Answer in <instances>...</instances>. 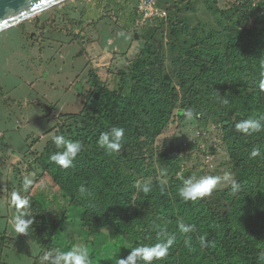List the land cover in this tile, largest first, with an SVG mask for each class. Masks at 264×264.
I'll return each instance as SVG.
<instances>
[{
	"label": "rangeland",
	"instance_id": "374dc122",
	"mask_svg": "<svg viewBox=\"0 0 264 264\" xmlns=\"http://www.w3.org/2000/svg\"><path fill=\"white\" fill-rule=\"evenodd\" d=\"M151 1L157 12L149 16L141 0H69L0 33V264H41L44 251H67L74 244L87 247L92 264H116L132 246L157 242L161 228L173 230L175 222L157 209H140L134 203L160 193L163 209L164 201H176L173 190L192 174L230 173L241 191L231 194L230 183L222 179L210 196L192 202L191 209H204L205 215L187 236L199 242L200 236L223 234L225 223L252 234L264 222V200L259 198L264 158L249 157L253 147L264 149V131L245 135L235 130L239 120L264 113V92L258 88L264 64V0ZM152 63L161 79L143 87L136 77ZM97 77L111 90H123L136 112L124 128L119 158L111 161L123 177H134V186H151L147 194L136 188L132 210L116 212L120 215L109 219L111 225L100 239L82 232L79 207L63 188L82 197L79 190L54 183L43 165L44 158L62 150L52 142L53 135L63 134L91 149L83 144V122L70 115L85 110L82 115L110 125L93 86ZM188 108L199 119L187 120L183 110ZM217 118L228 126L217 124ZM157 122L165 123L160 133ZM29 173L34 183L25 192L22 180ZM250 173L247 186L244 177ZM97 181L87 198L95 197L100 207L97 200L107 197L99 194ZM13 190L42 206L41 213L31 208L35 222L27 235L11 225L16 210L7 204ZM185 238L183 234L182 246L153 264H184ZM212 256L220 264L218 254Z\"/></svg>",
	"mask_w": 264,
	"mask_h": 264
},
{
	"label": "trees",
	"instance_id": "16d2710c",
	"mask_svg": "<svg viewBox=\"0 0 264 264\" xmlns=\"http://www.w3.org/2000/svg\"><path fill=\"white\" fill-rule=\"evenodd\" d=\"M131 1L137 4L139 0ZM257 40L260 42L259 38ZM150 48L153 49V47ZM155 66V63H152L148 66L144 65L141 68L142 77L136 78L138 79V83L143 84V87L150 88L148 85L149 81L161 79V72L157 71ZM124 84L125 82H121V88H123ZM93 86L96 88L98 98L104 105L102 111L104 118L110 125L101 124V118L95 120L94 117L91 118L90 116L86 117L82 115L85 110L81 114L70 115L69 117L77 118L83 122L85 128L83 130L85 134L83 144L90 146L91 149H84L85 145H83L81 153L76 160L73 161V166L69 169L59 168L48 158L43 159V165L46 170L51 171L49 177L54 183L59 184L62 181L65 185H72L76 190H79V187L84 185L88 194L90 188H92L93 185L96 186L95 180L98 178L97 182L101 183L99 184L101 187L99 194H105L107 197V199L97 200L102 205L100 207L96 204L95 197H93V200H90L87 198L88 194L80 197L76 193H68L67 186L63 188V191L66 192V197H69L72 202L79 207L78 215L82 232L89 233L92 237L100 239L102 230L111 225L109 219L120 215V213L118 214L116 212L122 211L128 214L130 210H132V205L134 203L132 202V197L136 192V187L132 184L134 177L132 175L123 177V173L119 169V166L115 165V167L114 163H112L111 157H117V153L107 154L104 149L97 146L96 141L101 132L108 131L113 126L123 128L128 126V119L132 117V115L136 116V112H133V99L124 98L123 90H111L109 87L102 85L98 77L95 78ZM161 93L164 97V93L162 91ZM157 104L158 102L154 103V105ZM215 122L228 126L227 121L219 118L215 119ZM164 126L165 123L157 122L155 125L156 131L160 133ZM71 133L74 134V132ZM243 160L244 159L240 157L239 161L241 163ZM107 161H109V163H107ZM111 165H113L114 168L111 169ZM251 177V173L244 177L248 182L247 186L250 185L252 180ZM123 186H125V188ZM179 188L180 187L174 189L173 193L177 194ZM260 193L262 196L259 198L264 200V192L262 191ZM25 196L29 199V195ZM114 197L116 198L114 199ZM143 198L144 199H140L134 204L140 209L145 207L157 209L162 216L175 222L172 232L176 233V243L171 249L182 246V241L180 239L183 237V234L178 230V223L180 221L177 222L176 217L185 218L189 221V224L199 227L205 215L204 209H191L192 202H182L178 196L176 197V201H164L163 209L160 208L159 203L162 202L165 197L160 193L155 195L153 200L150 198L149 194H147V197ZM30 202L32 210L41 213L42 206L40 201L30 200ZM260 206L264 208L263 204ZM208 216H210L212 219L211 222L215 225V218L210 214H208ZM53 227L50 226L49 228L53 229ZM60 233V229L55 230V235L57 237H59ZM207 240L210 241L207 247L208 250L201 251L199 242L195 238H191V248L186 246L181 250V254L185 260L184 264H215L212 255L217 254L220 264H264V261L259 260V254L264 252V222L260 225L258 224L257 230L252 234L248 233L245 228H238L237 226L225 223L223 234L207 236ZM138 243H140V241H136V244ZM100 255L101 252H98L94 257L99 258Z\"/></svg>",
	"mask_w": 264,
	"mask_h": 264
},
{
	"label": "clouds",
	"instance_id": "9594fccd",
	"mask_svg": "<svg viewBox=\"0 0 264 264\" xmlns=\"http://www.w3.org/2000/svg\"><path fill=\"white\" fill-rule=\"evenodd\" d=\"M119 35L124 36V33ZM127 38V37H126ZM258 88L264 92V64H261V70L258 77ZM227 104L228 101L224 100ZM187 120L199 119V116L192 108L183 110ZM235 130L245 135H252L264 131V113L253 114L246 119H241L235 124ZM125 140V129L123 127L113 126L108 131L101 132L97 146L104 149L107 154L119 153ZM52 142L58 149L52 154L50 161L61 169H69L73 166V161L83 149V145L79 140L66 138L63 134L53 135ZM264 149L260 146H255L249 153L250 158H264ZM163 174V173H162ZM31 173L25 176L22 180V189L27 192L33 185L34 181L30 178ZM231 174L225 173L223 177L219 175L205 174L197 176L195 174L183 179L182 186L178 189V197L182 202H195L202 200L206 196H210L216 186L221 183V180L230 183L231 194H237L241 191V184L236 180L230 179ZM135 187L143 193L147 194L151 191V186L147 183L141 184L136 182ZM81 196L88 194L84 185L79 187ZM8 207L15 208V214L11 219L13 230L18 234L27 235L30 227L35 222L34 215L31 212L30 200L21 194L19 190H13L10 193ZM178 230L181 234H185V245L191 248V237L188 233L195 231V226L185 224L183 221L178 223ZM157 242L153 244H143L132 246L130 253L126 258L116 259V264H153L154 261H161L169 255V250L176 243V233L168 231L166 228H161L157 232ZM199 242L201 247H208L206 236H200ZM259 260L264 261V252L259 254ZM41 264H92L91 257L87 247L83 244H74L69 250L62 251L60 248H50L43 252L40 257Z\"/></svg>",
	"mask_w": 264,
	"mask_h": 264
},
{
	"label": "water",
	"instance_id": "95a60500",
	"mask_svg": "<svg viewBox=\"0 0 264 264\" xmlns=\"http://www.w3.org/2000/svg\"><path fill=\"white\" fill-rule=\"evenodd\" d=\"M69 0H0V33Z\"/></svg>",
	"mask_w": 264,
	"mask_h": 264
},
{
	"label": "built area",
	"instance_id": "2783aa9c",
	"mask_svg": "<svg viewBox=\"0 0 264 264\" xmlns=\"http://www.w3.org/2000/svg\"><path fill=\"white\" fill-rule=\"evenodd\" d=\"M141 7L143 9V12L145 13V15H151L154 12H157V9L155 8V3L151 0L145 1V0H141ZM146 6L148 7L146 9ZM155 8V9H154Z\"/></svg>",
	"mask_w": 264,
	"mask_h": 264
}]
</instances>
